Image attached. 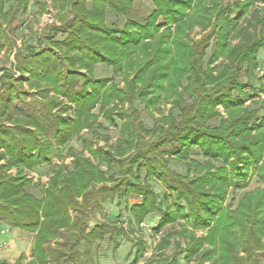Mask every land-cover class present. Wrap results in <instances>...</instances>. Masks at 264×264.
Returning a JSON list of instances; mask_svg holds the SVG:
<instances>
[{"label": "trees", "instance_id": "trees-1", "mask_svg": "<svg viewBox=\"0 0 264 264\" xmlns=\"http://www.w3.org/2000/svg\"><path fill=\"white\" fill-rule=\"evenodd\" d=\"M134 1L52 0L60 11L69 9L72 17L45 28L47 33L38 34L36 45H22L11 68L0 66L5 71L0 76V222L35 233L29 260L21 253L13 263L0 259V264H78L97 240L129 235L114 220L90 227L94 208L129 194L142 198L131 208L135 221L160 211L157 231L171 225L158 242L159 253L142 264H180L183 251L185 264H258L264 251V186L246 191L233 209L225 200L230 187L237 185L233 179L247 180L253 167L264 181V100L256 102L263 110V125L256 122L258 107L244 105V88L254 79L257 55L264 49V19L254 33L250 18L238 29L242 37L235 44L230 34L237 25L224 17L231 12L225 0H152V11L142 23L128 20L117 29L106 24L110 12L131 13ZM250 4L251 0L242 2V13ZM27 6L28 0H18L16 8L7 9L6 1L0 0V51L15 45L8 28L17 11ZM196 25L219 29L216 57L223 62L216 74L201 68V44L208 35L196 42L189 39ZM62 30L67 37L53 42ZM48 44L60 56L44 49ZM98 62L111 65L123 85L108 83V78L96 80L93 69ZM184 80L186 86L180 89ZM261 80L264 91V76ZM34 93L37 96L27 102L36 115L19 114L13 101ZM59 96L75 104L74 115H62L67 106ZM137 101L149 111L165 101H171L172 108L147 128ZM219 105L227 118L212 126L208 122L218 117ZM96 107L99 112L92 111ZM100 114L113 123L115 115L122 121L120 138L110 145L112 154L86 142L99 164L107 165L109 176L72 147L73 169L54 163L43 197L29 192L40 182L27 178L26 170L51 161L80 130L101 127ZM196 147L203 161L190 156ZM175 160L185 163L186 174L171 169ZM221 161L225 164L218 165ZM143 177H158L172 195L160 196ZM179 219L184 222L179 224ZM190 228L205 229L206 234L196 236ZM62 231L67 233L63 241ZM175 237L176 252L161 253ZM142 254L141 245L134 263Z\"/></svg>", "mask_w": 264, "mask_h": 264}, {"label": "rangeland", "instance_id": "rangeland-1", "mask_svg": "<svg viewBox=\"0 0 264 264\" xmlns=\"http://www.w3.org/2000/svg\"><path fill=\"white\" fill-rule=\"evenodd\" d=\"M6 8H16L18 0H5ZM225 5L231 7V12L229 15H225V19L229 20V24H236L235 31L231 32L230 38L233 44L237 43L238 40L241 39V35H237L238 29L241 26H244L248 23V20H251L253 25L250 27L252 32H256L260 29L261 19H264V2L259 0H251V4L247 10L243 12L242 2L246 0H225ZM92 0H87V3L90 4ZM86 3V5H87ZM44 4V6H43ZM56 4V3H55ZM133 11L128 15H118L115 13H111L106 17V24L109 26H115L114 28H123L124 24L130 20L134 23H142V17H146L153 8L152 0H135L133 4ZM70 10L60 11L59 7L52 4V0H28V6L26 9L18 10L17 17L12 22V24L8 28V32L10 36L15 40V45L12 46L9 50L3 49L0 51V66H5L6 68H11L12 64L15 63L16 53L18 49L21 48L22 45H36L38 34H41V37L47 33V28L52 25L60 26L64 24L68 18H71ZM160 20H163L160 18ZM256 26V28L254 27ZM46 28V29H45ZM45 29V31H44ZM133 27L131 30H135ZM164 28H161L163 30ZM256 29V30H255ZM217 30H219L217 28ZM217 30H213L212 26H208L206 29H202L201 26H195L189 34V39L191 42L199 41L207 36V39L201 44L203 53L201 55V68L202 70L212 69L213 73H217V67L223 62V59L220 57H216L217 44L219 41V33ZM237 35V36H236ZM233 36V37H232ZM67 37V33L62 31L57 32L53 37L52 41H63ZM190 42V43H191ZM45 44V43H44ZM44 49L52 50L54 54L58 56V50L56 48H52L51 45H47ZM258 58V68L255 71L254 79L244 88V91L247 92V97L244 99V105L251 106V108L255 109L258 107L259 119L256 121L257 125H260L262 122V114L263 110L259 106L260 103H256L260 100H264V91L261 90L260 83L261 78L264 76V49H260L257 55ZM5 71L0 70V76ZM68 72V70H66ZM18 76L19 73L17 74ZM93 77L96 80H105L108 78V83L112 82H122V76L120 74L115 73L114 68L111 65H107L102 62H98L95 64L93 69ZM82 80L79 79V83ZM187 81L184 80L182 86L179 88H184L186 86ZM26 84V80H25ZM28 87V86H27ZM236 95V92H235ZM36 93L33 95H25L21 99H16L13 101V105H17L20 108V112L24 111L25 115L35 116V112L33 108L27 100H31L33 97H36ZM39 98L41 96L38 95ZM59 98L64 101V106H67L64 110H62L63 116H72L74 115L75 104L72 102H68L63 99L62 96ZM188 98V97H187ZM190 99L188 98V101ZM32 103V102H30ZM69 105H68V104ZM40 104H43L42 102ZM137 107L140 110L141 120L147 128H152L156 123V118L161 115L167 114L169 110L172 108V102H162L159 108L149 111L144 108V103L137 101ZM125 108H128V105L125 104ZM54 110H57L55 108ZM218 117L210 120L208 123L212 126H217L222 119L227 118V113L222 107V105L217 106ZM92 111L99 112V108L96 107ZM116 123H113L111 120L105 119L102 114H100L97 119V123L99 122L102 126L96 128H84L80 130V132L72 137V139L62 147L60 152L54 153L51 157V161H45L40 164V166L36 167L33 171L26 170V177L32 179L34 182L39 181L40 184L38 186H34L32 188H28L29 192L34 194L37 198H42L44 195V186L47 185L49 177L51 176V168L54 163L65 164L69 166L72 170L74 167L73 157L70 151V148H75L77 151H82L85 157H88L93 161L96 165L99 164V157L93 156L89 149L86 147V142L96 147H102L107 151V154L110 155L114 152L113 149H110V145H116L118 139L120 138V126L122 121L115 115ZM1 121V120H0ZM8 123V122H7ZM252 134H256L258 131L256 127L252 128ZM108 137V142H106V138ZM51 143H54V137H50ZM56 154H61L59 157ZM192 158L196 160L203 161L205 158L201 155L199 148H194V151L191 152L190 155ZM232 160V159H231ZM218 165L225 164L223 161L217 162ZM170 167L172 170L177 171L181 174H186V165L182 161L175 160L171 162ZM100 168L106 171V175L109 176L110 172L107 168V165L102 163ZM117 170V167H115ZM114 170V171H115ZM12 174H16V169L11 170ZM145 173L143 172L142 176ZM118 180L120 177L118 175L115 176ZM234 183L237 185H233L230 187L228 196L225 200V205H229L232 209L235 208L246 191L254 190L257 187H263L264 181L260 177V170L256 167L250 169L249 176L247 180L242 179H233ZM142 181L148 183L158 194L163 195V193H167L168 195H172V192L167 189L165 185L162 184L161 180L158 177H153L149 179L142 178ZM233 183V184H234ZM107 185H111L110 182H105ZM239 184H242L240 186ZM141 197L137 194H129L125 198H116L112 202H107L102 205L101 208H94L91 211V220L90 227L94 226L97 223L106 222L108 220L117 221V224L120 227H124L129 235H124L116 238L115 240L109 239V235L102 240H97L93 244H91L90 249L87 252V258L84 255H80L78 260V264H142L146 262L148 259L154 257L159 250L157 249L158 242L161 240L162 235L170 229L171 225L166 226L165 228L157 231V227L159 221L161 219V212L155 211L150 213L147 217L143 219L144 225H141L142 222H137L134 219V215L131 211L132 205L135 203L141 202ZM172 202V199L169 200ZM179 224L183 223L184 220L179 219ZM178 223L174 226L178 227ZM89 227V228H90ZM8 229V230H7ZM191 231H194L196 236H201L206 234L205 229H193L190 228ZM67 237V233L62 231L60 235V240H65ZM10 238L15 241L16 247L14 246V253L9 257L10 259L16 258L17 254L24 253L26 256L25 260H29L31 258V253L34 247V239L35 233L26 230H13L6 224L0 222V246L4 245L0 249V254H5L7 252H12V243H10ZM178 237L172 239V243L164 248L161 253L164 254H172L176 252V246L174 241L177 240ZM54 244V242L52 243ZM143 247V254L139 257V259L134 263V258L136 252L139 247ZM181 246L184 248L187 247V242L184 238H181ZM205 246H208L205 244ZM81 251H84L83 245L80 246ZM201 249V248H200ZM179 262L180 264H185L184 254L186 251L180 253ZM11 262V261H10ZM14 262V261H13ZM11 262V263H13ZM208 263V262H207ZM74 264V263H73ZM258 264H264V251L260 256V260Z\"/></svg>", "mask_w": 264, "mask_h": 264}, {"label": "crops", "instance_id": "crops-1", "mask_svg": "<svg viewBox=\"0 0 264 264\" xmlns=\"http://www.w3.org/2000/svg\"><path fill=\"white\" fill-rule=\"evenodd\" d=\"M3 224H4V223H3ZM11 229H13V230H19V229H16V228H11ZM20 231H21V230H20ZM10 243H12V248H13L12 250H13V251H12V252H7V253L2 254V255L0 254V259H6V260H8L9 262H10V261L13 262V261H15V260L19 257L20 254H17L15 259H13V258L10 259V258H9V257L12 255V253H14V251H15V250H14V246L16 247V245H14V244H15V241H14L13 239H11V238H10Z\"/></svg>", "mask_w": 264, "mask_h": 264}, {"label": "built area", "instance_id": "built-area-1", "mask_svg": "<svg viewBox=\"0 0 264 264\" xmlns=\"http://www.w3.org/2000/svg\"><path fill=\"white\" fill-rule=\"evenodd\" d=\"M141 225H144V223L142 222ZM7 230H8V229H7ZM3 246H4V245H1V246H0V249H1Z\"/></svg>", "mask_w": 264, "mask_h": 264}]
</instances>
